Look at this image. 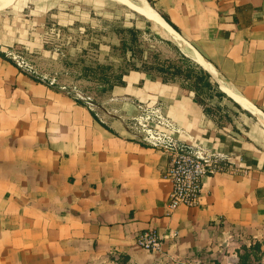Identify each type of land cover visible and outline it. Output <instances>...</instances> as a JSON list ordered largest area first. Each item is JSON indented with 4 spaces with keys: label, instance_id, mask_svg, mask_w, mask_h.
Segmentation results:
<instances>
[{
    "label": "crops",
    "instance_id": "1",
    "mask_svg": "<svg viewBox=\"0 0 264 264\" xmlns=\"http://www.w3.org/2000/svg\"><path fill=\"white\" fill-rule=\"evenodd\" d=\"M70 1L38 7V19L99 31V63L120 67L108 5ZM146 2L208 64L190 58L225 96L201 104L181 79L130 70L93 110L0 54V264H239L244 248L246 264H264V0ZM4 7L12 0H0ZM125 19L123 27H149L147 18ZM6 27L3 48L28 43L26 31ZM137 101L161 103L181 140L218 150L239 169L207 176L196 206L170 211L169 156L125 124ZM147 228L163 235L157 251L136 244Z\"/></svg>",
    "mask_w": 264,
    "mask_h": 264
},
{
    "label": "rangeland",
    "instance_id": "2",
    "mask_svg": "<svg viewBox=\"0 0 264 264\" xmlns=\"http://www.w3.org/2000/svg\"><path fill=\"white\" fill-rule=\"evenodd\" d=\"M16 1L12 0L13 10L5 7L0 9V27L6 29L8 26L14 30L16 28L14 32L19 31L18 28L26 31L28 36L24 39L28 43L8 48H3L0 45V54L6 55L10 52V55H15L16 59L27 63L32 67V70H35V73L22 71L23 73L33 78L34 76L42 78L43 83L53 80L52 86L56 89L78 98L96 110L98 105L104 101V92L101 91V88L105 84L97 79L98 75L93 76L91 72L85 73L83 68L86 66L94 67L97 63L106 64L99 63V51L97 49V45L100 43L99 31H91L83 26L60 25L54 19L42 15L38 19V7L54 6L58 9V6L62 7L60 5L63 4L69 8L74 3L70 0ZM103 2L108 5L107 9L111 15L110 31L117 34L119 38H121L119 30L129 28L122 26L123 21L126 20V15L130 18L129 20L131 17L133 19L138 18L140 21L147 20L130 8L121 5L120 2L119 4L117 0H104ZM23 4L26 7L24 11L21 10ZM50 12L53 11H48V13ZM20 16L24 18V23L20 22L22 20H17ZM147 24L148 29L144 28L143 33L139 31L135 55L131 56L128 52L127 57V53L122 54L116 48V51L123 57V63L121 62L122 65L118 68H113L111 65L114 72L129 67L131 62L141 68V64L153 62V55H157L160 60L178 61L179 55L186 54L187 56H184H189L188 58L194 60L193 51L190 48L182 45L179 40L173 39L154 22L147 20ZM4 58L7 57L4 56ZM10 60L14 64V61ZM151 74L158 73L153 72Z\"/></svg>",
    "mask_w": 264,
    "mask_h": 264
},
{
    "label": "built area",
    "instance_id": "3",
    "mask_svg": "<svg viewBox=\"0 0 264 264\" xmlns=\"http://www.w3.org/2000/svg\"><path fill=\"white\" fill-rule=\"evenodd\" d=\"M7 60L21 71L35 73L32 67L16 59L10 52ZM10 58V59H9ZM42 82L43 79L34 76ZM52 86L53 80L45 83ZM89 106V105H88ZM90 107V106H89ZM136 113L125 119V124L134 139L140 144L169 156V164L164 177L170 182L167 208L173 211L179 206L193 207L199 203L204 179L216 172H236L239 168L231 165L229 157L204 145H191L179 138L180 129L163 111L159 102H135ZM178 232L172 233L173 238ZM163 235L153 228L141 230L136 234V244L146 251H157L161 248Z\"/></svg>",
    "mask_w": 264,
    "mask_h": 264
},
{
    "label": "trees",
    "instance_id": "4",
    "mask_svg": "<svg viewBox=\"0 0 264 264\" xmlns=\"http://www.w3.org/2000/svg\"><path fill=\"white\" fill-rule=\"evenodd\" d=\"M151 3V0H148ZM166 22H168L174 29L177 28L164 16L161 15ZM121 34L120 45L117 47L122 54L127 51L130 55H135V49L137 47V40L139 30L135 28H121L119 30ZM1 56L4 57L3 54ZM178 61L175 60H160L157 55H153L152 63H143L141 68L137 67L131 62L129 67H125L118 72L112 70L111 65L96 64L94 67H84V72H91L93 76H97L99 81H102L105 86L101 88L102 92L111 90L114 85H124V75L130 70L143 71L145 73L157 72L161 76L163 82L181 79L182 85L194 92L195 98L201 104L204 103V98H211L213 95L217 97L225 96V94L218 89L217 83L210 82V74L203 69L200 65L192 61L190 58L179 55ZM77 101L82 102L77 99ZM249 257L247 248H244V253L239 255V264H246V260Z\"/></svg>",
    "mask_w": 264,
    "mask_h": 264
},
{
    "label": "bare ground",
    "instance_id": "5",
    "mask_svg": "<svg viewBox=\"0 0 264 264\" xmlns=\"http://www.w3.org/2000/svg\"><path fill=\"white\" fill-rule=\"evenodd\" d=\"M117 1H119L122 4H124L128 8L138 12L139 14H141L142 16L147 18L148 20L157 23L160 27L165 29L169 34H172V36L175 39H177L179 41L181 40L180 37L174 31H172V29L166 24V22L152 9V7L146 2V0H135V1H132V0H117ZM193 55H194V60L195 61H198V62L204 64L205 66L208 65V64L206 65L202 61L201 57L198 54H196V52L193 51ZM237 100L240 102V104L243 107H245V108L250 107L242 99L237 98ZM251 109H253V108H251Z\"/></svg>",
    "mask_w": 264,
    "mask_h": 264
}]
</instances>
